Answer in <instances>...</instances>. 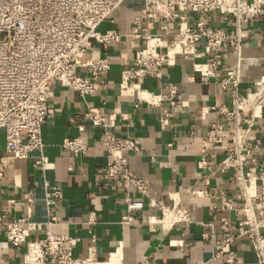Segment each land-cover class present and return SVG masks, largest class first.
Masks as SVG:
<instances>
[{"label": "crops", "instance_id": "1", "mask_svg": "<svg viewBox=\"0 0 264 264\" xmlns=\"http://www.w3.org/2000/svg\"><path fill=\"white\" fill-rule=\"evenodd\" d=\"M146 4L147 0H126L99 26L101 32L114 30L122 39L88 51V58H103L110 65L94 94L84 95L52 83L49 104L53 112L42 125L44 166L35 164L40 155L37 151L28 159L7 158L0 133V152L7 168L0 216L5 220L30 216L35 227L27 232L28 238L45 237L48 231L67 236L76 257L94 253L105 264H230V254L236 256L234 264H259L248 238L221 244L228 236L237 235L238 225L246 218L245 200L239 198L242 186L236 183L232 170L219 168L227 160L230 137L225 136L218 149L204 152L209 131L223 120L220 107L233 106L231 88L221 83L235 63L233 46L225 44L221 66L208 76L195 69L210 56L200 43L197 49L202 55H174L160 77H127L146 46V40L133 32ZM180 12L186 16L184 25L194 27L196 13ZM208 19L213 27L228 33L237 30L234 16L212 13ZM182 22L179 18H143L142 28L161 39L157 50L165 53L178 38ZM241 30L240 91L247 95L264 77V19L250 17ZM79 74L90 76L84 69ZM173 86L178 87L174 103L166 99L161 105L151 103L153 96L168 98ZM91 109L100 111L110 124L92 125L85 118ZM110 135L137 144L136 149L122 151V164L137 176L141 186L103 178L107 164L114 160L107 143ZM73 137L85 142V153L65 148V141ZM249 143L258 169L251 194L261 197V201L254 199V207L264 223V107ZM129 198L145 202V207L132 213L130 224H124ZM226 198L232 199L233 209H224ZM167 206H177L188 216L167 215L163 209ZM223 218L231 223L229 231L221 228ZM25 253V246L14 247L0 232V264H31Z\"/></svg>", "mask_w": 264, "mask_h": 264}, {"label": "built area", "instance_id": "2", "mask_svg": "<svg viewBox=\"0 0 264 264\" xmlns=\"http://www.w3.org/2000/svg\"><path fill=\"white\" fill-rule=\"evenodd\" d=\"M125 1L0 0V133L5 141L7 158L28 159L37 151L40 155L35 164H46L41 154L45 147L42 125L53 112L49 104L53 94L52 83L59 82L84 95L94 94L99 89L103 75L109 70V62L103 58H88L87 54L95 45L111 46L121 41V34L114 30L101 32L99 26L110 19ZM180 10L196 13L194 27L184 25L186 16ZM212 13L234 16L236 32L228 33L213 27L208 19ZM158 17L183 21L178 38L165 53L157 50L161 39L142 28L143 18ZM250 17L264 19V0H147L146 7L133 26L134 34H140L146 40V46L140 50L136 66L127 73V77H160L162 68L171 64L174 55H202L197 49L200 43L205 45L210 56L207 63H198L195 69L208 76L221 66L220 54L225 44H232L235 63L221 83L224 88H231L233 106L220 107L223 120L209 131L204 140V152L218 149L224 137H230L227 160L219 168L232 170L236 183L242 186L243 193L239 198L245 200L246 218L238 225L237 235L228 236L221 244L228 245L237 237H246L256 252L259 264H264V223L257 217L254 207V199L261 201V197L251 194L258 169L249 143V135L264 107V77L255 82L252 93L243 95L240 91L244 41L241 25ZM80 69L90 76L80 75ZM177 93L178 87L173 86L169 89L168 98L153 96L151 103L161 105L165 99L174 103L173 98ZM85 118L98 127L110 124V120L95 109L85 113ZM107 143L114 160L107 164L103 178H118L123 185L141 186L137 176L122 164V151L136 149L137 144L132 140L117 141L112 135ZM64 146L75 154L87 151V145L80 137L68 138ZM6 169L0 152V192ZM28 200L32 201L31 197ZM127 206L129 213L123 217L124 224L133 221L132 213L143 210L145 202L129 198ZM223 207L233 209L232 199H224ZM163 209L165 214L172 217L188 216L177 206ZM34 227L30 216L11 220L0 216V232L14 247L25 246V260L28 263L105 264L94 253L85 258L76 257L72 240L67 236L48 231L45 237L28 238L27 232ZM221 228L225 231L232 228L227 218L222 219ZM221 254L219 252L217 256ZM235 261L236 256L230 254L228 262L234 264Z\"/></svg>", "mask_w": 264, "mask_h": 264}]
</instances>
